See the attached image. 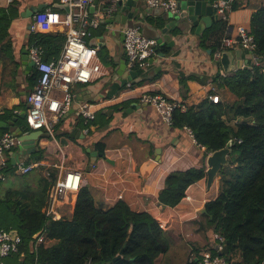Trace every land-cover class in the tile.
<instances>
[{
	"label": "crops",
	"instance_id": "0c3cea01",
	"mask_svg": "<svg viewBox=\"0 0 264 264\" xmlns=\"http://www.w3.org/2000/svg\"><path fill=\"white\" fill-rule=\"evenodd\" d=\"M19 1L20 16L10 26L13 54L19 64L17 72H6L4 76L5 57L2 53L0 56V122L3 123L11 122L20 115L27 118V96L34 89L39 76L35 66L28 69L22 60L23 50L30 48L29 27L36 10L45 11L60 3V0ZM145 1L137 0L138 11L133 10L134 19L124 26L121 23L125 13L119 10L114 14L116 17L113 22L112 17L104 11L105 1H100L96 6L94 12L99 15L101 25L94 31L88 44L97 49L102 75L90 84H75L71 87L75 96L72 107L54 123L52 134L42 131L47 137L39 139L37 150L27 156V159L20 153L19 148L6 154L7 161L13 164V168L8 165L2 172L5 180H0V184L16 178L22 179L23 183L20 187L3 193L0 191V197H4L8 191H36L41 178L49 180L54 170L57 171V179L67 170H76L81 172L82 187L87 186L90 189L97 207L109 209L123 201L137 213L151 214L172 233V251L178 239V248L185 242H191V253L190 250L185 251L184 257L189 260L196 254L200 257L201 253L210 251L217 244L214 240L215 233L203 229L207 220L201 211L207 203L219 196L220 176L211 187H208L206 178L192 185L187 190L186 197L175 208L160 205L158 196L167 176L173 172L206 169L205 160L209 154H206L205 148L196 145L185 130L167 126L158 112L143 104L140 98L144 93H160L186 106H195L210 94L219 97L222 102H233L235 97L228 90L218 89L220 78L226 75L216 58L218 52L212 56L211 50L201 48L200 37L195 34V29L187 32L180 40L176 39L179 31H174L167 37L162 33L166 24V13L148 9ZM233 1L239 4L238 10L230 11L228 29L215 36L222 43L231 39L233 43L228 50H241V60L246 63L244 67H247L255 58L235 42L238 40L237 29L250 28L251 17L261 2ZM11 3L12 0H0V8H8ZM28 10L34 12L33 16H22ZM131 23L139 24L146 37L160 38L164 43L159 46L158 54L147 70H135L138 73L137 78L124 84L122 80L128 77L129 72L127 61L128 70L124 71V76L117 75V70L123 72L122 60H126L120 31L125 26H132ZM214 26L216 24L212 25ZM62 33L64 34L63 30ZM171 41H175V44L169 47ZM104 45L110 59L104 60L99 55ZM110 60L113 61L112 64ZM55 95L61 97L60 92ZM85 104L95 114L94 120H86L80 114L79 108ZM21 120L23 119L18 118L14 127L28 133ZM2 133L12 134V130H0V134ZM99 145L104 146L103 152ZM88 150L104 156L92 162L93 157ZM40 151L43 152L42 159L34 161L33 155ZM21 166L34 168L28 174H21ZM77 197L78 194L71 195L67 203L59 205L60 216L68 219L73 216ZM46 209L47 206L42 209L43 213ZM54 243L46 239L44 244L51 246ZM38 245L35 243L34 246ZM20 258H25V255ZM14 259L6 258L4 262L18 264Z\"/></svg>",
	"mask_w": 264,
	"mask_h": 264
},
{
	"label": "trees",
	"instance_id": "16d2710c",
	"mask_svg": "<svg viewBox=\"0 0 264 264\" xmlns=\"http://www.w3.org/2000/svg\"><path fill=\"white\" fill-rule=\"evenodd\" d=\"M255 1L261 2L249 28L257 45L255 61L222 76L218 83V89L228 90L235 100L213 103L208 98L213 96L210 94L198 105L187 106L186 112L177 110L173 114V128L191 130L206 154L222 150L233 141L228 165L219 175V196L206 204L207 213L203 215L207 220L203 229L221 236L228 246V254L223 252V256L230 264L235 253L240 257L238 264H264V0ZM19 6V0H12L8 8H0L4 76L6 72L16 73L19 67L10 36L11 23L20 16ZM238 8L239 4L233 1L231 10ZM51 9L55 10L53 6ZM227 29L225 21L208 29L200 37L201 48L211 50L212 56L220 52L222 41L215 35ZM65 40L60 32L31 33L29 47H39L45 60L50 61L59 57ZM106 58L110 59L108 54ZM25 121L24 130L32 132L27 118ZM98 147L104 151V146ZM42 154L37 152L33 160H41ZM8 165L13 168L11 162ZM205 178V169L170 173L159 193V204L177 207L187 190ZM56 180L54 170L49 180L41 178L38 190L8 191L0 197V227L17 231L22 241L20 252L7 258L14 257L18 264H157L158 259L172 252V233L164 230L151 214L137 213L123 201L109 209L97 207L87 186L80 189L70 219L47 218L42 209L48 204L47 193ZM40 232L55 243L31 249V243H36L34 236ZM210 251L216 254L214 248ZM22 255L25 258H20ZM119 255L121 258L114 262ZM5 259L0 261L5 264ZM186 264H201V258L196 254Z\"/></svg>",
	"mask_w": 264,
	"mask_h": 264
},
{
	"label": "built area",
	"instance_id": "2783aa9c",
	"mask_svg": "<svg viewBox=\"0 0 264 264\" xmlns=\"http://www.w3.org/2000/svg\"><path fill=\"white\" fill-rule=\"evenodd\" d=\"M119 0H111L109 3L110 17L116 14ZM59 4H67L68 12L47 9L37 12L29 27L30 33H56L62 30L66 35L64 47L58 58L50 61L44 59V52L37 46L29 48L30 60L39 74L37 83L31 93L27 96L29 111L27 121L31 131H47L52 134L54 123H56L74 102V94L71 87L75 84L87 85L102 75V66L97 58V49L88 44L94 31L98 30L101 23L100 17L91 8L95 0H60ZM150 8H165L175 11L177 8L176 0H146ZM216 14L219 21L227 23L228 14L232 8V0H216L214 2ZM61 12V13H60ZM123 33V51L131 70H147L150 61L158 54L159 44L154 38L146 37L142 34L140 25L125 26L120 31ZM238 40L235 42L243 51L253 56L256 50V41L250 30L245 27L237 29ZM231 39H226L222 43V50L216 54L220 60L221 52L227 50L232 44ZM255 58V57H254ZM56 92L61 93L59 98ZM210 101L219 103L221 99L217 96H209ZM140 101L153 107L163 119L164 123L173 127V114L175 111H187L185 104L174 101L164 94L144 93ZM80 114L86 120H94L95 114L89 111L88 105H81ZM193 142L197 145L191 130L184 129ZM21 145V140L11 133L0 134V180H5L3 171L8 167L6 154ZM199 146V145H198ZM200 147V146H199ZM33 166H21L19 172L28 174L33 170ZM82 188V174L76 170H67L61 174L49 191L47 209L44 212L49 219H68L59 215V205L68 202L71 195H76ZM49 208V209H48ZM158 221V220H157ZM159 222V221H158ZM160 226L166 230V226L159 222ZM44 233L35 239L37 244H44ZM214 247L216 254L211 251L201 253V264H230L224 252V239L215 234ZM21 238H12L11 232L0 227V260L20 252ZM0 264H3L0 261Z\"/></svg>",
	"mask_w": 264,
	"mask_h": 264
},
{
	"label": "water",
	"instance_id": "95a60500",
	"mask_svg": "<svg viewBox=\"0 0 264 264\" xmlns=\"http://www.w3.org/2000/svg\"><path fill=\"white\" fill-rule=\"evenodd\" d=\"M100 1L104 2V11L105 13L109 12V3L111 0H95L94 6L91 8V12H94L96 9V6L100 4ZM216 0H176L177 8L175 11L166 10L165 8L159 7V8H150V10H157L166 13L164 20L166 21L165 26L162 28V33L165 34L167 37H170V34L174 31H179L180 33L176 36L177 40H180L182 37L186 36V33L191 31L192 29H195V34L198 37H202L204 35L205 30H208L212 28V25L217 24L219 22V17L216 14V10L214 8V2ZM146 2V1H145ZM55 10L68 12L69 7L67 4H56L53 6ZM118 10L121 11V13H125L126 16L123 18V21L121 24L126 25L128 21H132L134 19V12L138 11L137 7V0H119L118 2ZM134 10V12H133ZM36 12H38L36 10ZM34 12H30L29 10L26 11L22 16H29L32 17ZM116 15H112L113 22L115 21ZM139 25V24H138ZM142 34L144 35L143 31ZM145 36V35H144ZM120 38L121 42L124 41L123 33L120 32ZM158 41L159 46L163 45V40L160 38L156 39ZM175 41H171L168 46H174ZM106 45H104L105 47ZM242 51L241 50H223L221 52L220 57V65L222 67V71L228 75L231 73H234L236 71L242 70L244 67V64H246L244 61L241 60ZM23 64L27 66L28 69H30L32 66L34 67V63L30 60L29 51L23 50V56H22ZM123 72L117 70V75L120 77L124 76V71L128 70L126 67V60L125 58L122 60ZM150 63H153V60L150 61ZM138 76V73L135 70L129 69L128 77L122 80L124 84L127 82L132 81L133 79H136ZM142 81V80H140ZM26 119L25 115H20L19 117L13 119L11 122L3 123L0 122V130H7L11 129L12 134L16 137H18L21 140V145L18 147L20 150V153L24 155L25 159H27V156L31 155L37 150V146L39 144V139L47 137L42 133V131H32L28 133H24L21 129L15 128L14 124L17 121V119ZM233 145V141H229L226 147L222 150L213 152L209 154L205 160L206 163V180L208 187H211L214 183L215 179L220 175L221 171L225 166L228 165V157L231 152V148ZM88 153H90L91 157H93L92 162H95L98 157H103V154H98L97 152H90L88 150ZM13 162V160H12ZM14 163V162H13ZM207 210L206 208H203L201 211V214H206ZM132 233V228L130 229V234ZM42 232L36 234L34 236L35 239L40 236ZM12 238H15L18 236L17 231L11 232ZM129 240V238H128ZM224 253L228 254V246L225 244L224 246ZM34 248V242L31 243V249ZM121 258V255H119L117 258H115L113 261H117Z\"/></svg>",
	"mask_w": 264,
	"mask_h": 264
},
{
	"label": "rangeland",
	"instance_id": "374dc122",
	"mask_svg": "<svg viewBox=\"0 0 264 264\" xmlns=\"http://www.w3.org/2000/svg\"><path fill=\"white\" fill-rule=\"evenodd\" d=\"M130 25H133V24L131 23ZM108 53L109 52H108L107 48L103 47L101 49V52L99 55L102 57V59L105 60ZM22 124L24 127H27L26 126L27 123H26L25 119H24V122H22ZM233 124H235V123H233ZM22 183H23V180L18 179V178L8 180V181L0 184V191H1V193H3L6 190L20 187ZM200 235H203V233L200 232ZM188 237H186V239H188V242H189ZM176 242H177V245H175L174 250L172 252H170V254H168L167 256H164V257H161L160 259H158L157 264H186L187 263V260H185V258H184L185 257V251L189 252V250H190V253H191L190 248H192L193 245L190 244L191 242H189V244L185 242L183 244V245H185V247L183 245H181L182 247L178 248V243L180 242V240L178 239ZM215 242H216V240H215ZM239 261H240L239 254L238 253L233 254L232 264H238Z\"/></svg>",
	"mask_w": 264,
	"mask_h": 264
}]
</instances>
